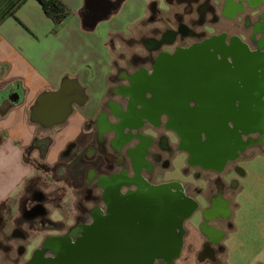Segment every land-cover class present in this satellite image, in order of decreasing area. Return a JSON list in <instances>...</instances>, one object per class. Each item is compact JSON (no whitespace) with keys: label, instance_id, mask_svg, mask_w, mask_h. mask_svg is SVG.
Wrapping results in <instances>:
<instances>
[{"label":"crops","instance_id":"obj_1","mask_svg":"<svg viewBox=\"0 0 264 264\" xmlns=\"http://www.w3.org/2000/svg\"><path fill=\"white\" fill-rule=\"evenodd\" d=\"M23 1L0 0V206L5 203L0 209V264H4L7 250L11 255L16 247L14 241L8 240L14 225L3 223L4 214L11 212L6 206L24 183L36 175L34 167L24 160V149L36 136L50 137L51 144L44 153L33 150L31 157L48 166L60 164L59 171L68 176H73L66 166L72 156L87 162L101 156L113 165L111 168L119 170V163L130 160L141 140H147L148 147L158 142L166 148L177 146L169 134H176L172 128L144 129L139 137L123 141L127 128L120 133L113 128L103 129L100 120L107 126L119 120L117 110L122 114L130 112L127 90L136 77H149L153 72V62L144 58L161 52L173 54L180 45L173 42L174 36L182 30L227 31L245 40L256 23L262 29L257 38L262 40L264 36L263 20L259 19L264 0H60L70 14L58 27L37 0ZM163 38L170 41L162 42ZM226 61L233 64L232 58ZM65 78L82 86L85 102L75 106L62 124L47 128L34 122L31 108L36 98L57 90ZM188 79L195 80L193 76ZM17 91L20 97H12ZM140 107L137 104L135 110ZM160 117L167 119L166 114ZM99 136L103 138L102 146ZM84 169L82 174L90 178L86 180L89 183L96 179L97 184L99 177L106 174L90 164ZM128 174L134 175L132 169ZM206 191L214 196L206 206L196 208L201 212L199 226L191 228L189 240L187 229L174 264H264V244L259 252L247 256L244 252L231 253L227 245L231 240L227 235L232 227V188L218 190L211 184ZM215 198L223 201L225 213L216 208ZM233 241H238L236 236Z\"/></svg>","mask_w":264,"mask_h":264},{"label":"water","instance_id":"obj_2","mask_svg":"<svg viewBox=\"0 0 264 264\" xmlns=\"http://www.w3.org/2000/svg\"><path fill=\"white\" fill-rule=\"evenodd\" d=\"M254 51L238 38L226 41L221 35L211 36L199 45L178 49L173 54H162L154 74L150 77L139 75L127 91L133 94L134 102L143 105L141 113L168 116V123L181 138L182 148L189 153V161L221 168L235 154L233 151L243 144L229 142L235 133L241 137V132L251 128L264 129L261 103L256 104L258 98L261 102L260 96L264 92V77L257 75L259 70L264 69V54L258 56ZM227 58H232L233 64H229ZM226 68L239 70L236 78H232L233 85L226 81ZM189 76L195 80L188 79ZM145 92H150L152 96L145 97ZM20 95L17 91L11 96L19 98ZM220 97L224 104L221 111L212 107ZM190 99L205 100L210 109L200 107L194 112L187 104ZM85 100L82 86L74 79L65 78L57 90L39 94L31 108V118L47 128L62 124L74 107L82 105ZM235 101L240 104L238 109L232 107ZM218 118L234 124L228 126L229 132H221V123L215 126L216 133H224L218 136V140L224 139L225 144L212 145L211 148L196 147L194 136H200L196 129ZM122 179L123 175H116L101 181L104 200L110 198L113 189L117 192ZM141 184L144 186L145 182ZM174 186L180 185L174 183ZM126 195L131 201L128 210L124 213L121 208H116L115 216L118 222L124 215L128 216L131 221L128 227L130 235L122 236L121 224H117L116 234H111L108 219L97 216L92 226L82 228L80 236L86 238L75 244L62 242V264H174L183 243L184 221L196 210V200L179 192L173 212L169 197L165 210L158 211L157 192L154 195L131 193L130 197V193L116 194L115 199L111 197L110 200L119 205ZM168 225L175 229L171 245L167 244L171 240V233L166 230ZM166 247L172 249L164 256L150 253L152 249Z\"/></svg>","mask_w":264,"mask_h":264},{"label":"flooded vegetation","instance_id":"obj_3","mask_svg":"<svg viewBox=\"0 0 264 264\" xmlns=\"http://www.w3.org/2000/svg\"><path fill=\"white\" fill-rule=\"evenodd\" d=\"M262 30L259 26H257L256 23L252 25V32L249 34V36H245V40L237 36L236 34L232 33L229 34L227 31H220L219 33H209V32H196L194 30L186 32L182 30L180 34H175V41L180 44L175 48L173 51L176 52L178 49L184 48L183 46L185 44H188V47L199 45L207 38H210L211 36L215 35H221L223 36L226 41H229L232 38H238L242 41H244L250 49L258 50L261 44V40H259L258 32ZM262 35V34H261ZM264 37V36H263ZM169 39V38H168ZM166 40L163 38L162 42H167L170 40ZM162 46V45H161ZM186 46V47H187ZM158 52V50H156ZM164 53H159L157 56H153V54H148L144 59L149 60L153 62V72L151 75L154 74V68L157 64V61L159 57ZM219 56V55H218ZM140 59V57H135ZM150 75V76H151ZM149 76V77H150ZM146 93V92H145ZM128 98L126 105L130 106V103H132V107H129V113H120L118 110L117 115H119V120L114 121L113 124H107L105 127L107 129H114L117 133L122 132L125 128H127V131L125 132V140L128 141L134 137H139L141 130L144 129H150L152 131H158L160 129H167L172 128V126L168 123V116L165 121L161 119V115H153V114H143L141 113V110L143 109V105L138 102H134L133 94L129 93L127 91ZM206 94V93H205ZM152 94L149 92V96H145L147 98L151 97ZM261 98V109L263 111L262 120L264 123V92L260 96ZM205 101V100H204ZM204 101L196 100V99H190L188 101V107L190 110L194 111L198 108L203 109H210L208 104H206ZM140 104L141 107L139 110L136 109V105ZM213 109H217L221 111V109L224 107V104H222L221 97L218 98V103L214 106H212ZM233 108L238 109L240 107V104H238L237 101L232 105ZM135 110V111H134ZM101 122V120H100ZM230 126H234L233 123H229ZM174 129V128H172ZM176 132V130H174ZM177 133V132H176ZM241 139H242V146L240 148H237L235 150V154L230 156L225 163L221 166V168H216L214 166H203L200 163H194L189 161V165L195 169H201L203 171L212 172L214 174V178L209 179V177L203 176L199 171L196 173L197 179L201 181L204 184V187L201 186H194V191L196 197H193L188 192L189 187L183 185L182 183H179V187L174 186L173 182H170L168 184H165L167 187V194L170 198L171 202V211L173 212L175 210V200L177 197V194L181 192L184 196L191 197L192 199L196 200V198L199 199H207L210 200L214 196L213 194H206L204 192V189L208 183V181H211V184H213L218 190L221 189H227L229 188V184L226 181V177L229 175L230 172H233V170L239 172V174H244V171L237 165L238 160L243 158L246 154V152L253 147H261L264 146V129L260 128H251L249 131L243 133L241 132ZM147 140H141V144L139 145L138 150L135 152H131L130 154V160L127 162L126 160L119 163V170H115L114 168H111V170L106 173V176H115V175H123V179L120 182V185L116 189L117 192H115V189L112 190L111 194L109 195L110 198L112 197L113 200L116 197V194H129V197L131 196V193H149L151 195H154L157 191L156 188H159L160 185L158 181H156L155 177L157 175L161 174V171H157L156 167H162V170H164L166 167L169 166L171 154L173 152L178 151L182 146H169L165 147L161 142H158L157 145H149V142L147 143ZM146 149L145 155L143 154ZM116 155V154H114ZM123 159L124 156L120 155ZM106 164H110V162H106ZM112 167V166H111ZM132 169L133 176H129L128 172ZM141 171H145V174H142ZM104 177L101 175L99 177V181L96 186L100 187V194L99 196H95L94 200L92 202L91 207H84L81 206V214L79 217L76 218V221L73 225H71L64 233H62V215L61 218L53 219L50 216V212L47 210V208H44V203L47 199H49L48 195L43 194L42 192H37L35 190L31 191L30 198L35 201L31 206L25 207L23 213H22V221L26 224L28 230L27 232L25 230H22L23 226L21 220L15 219L14 227L12 230V236L17 237V239L21 240V243L16 245L15 250H13L14 254H8L10 251L7 250L6 255L3 257L6 260L2 261V263H10L15 264V262H22V264H62V236H70V243L75 244L77 243V237L81 235L82 228L90 227L92 226L97 219V216H105L110 225V231L111 234L115 235L117 232V224H121L122 227V236H128L130 235L129 226L131 224L130 219L128 216L124 215V218L122 221L118 222L115 216L116 208H121L124 213L129 208L130 200L127 198V195L124 196L122 204H116L113 203L110 198L107 200H104L103 197V187L101 186L100 179ZM145 182V185L143 186L141 183ZM163 186V185H161ZM232 186V185H231ZM230 186V187H231ZM227 187V188H226ZM92 188H88L86 191L89 193ZM88 197V194L86 198ZM196 200L197 208L200 206V200ZM216 208L221 211L222 213L226 212V206L224 205L223 201L221 199L215 198L214 199ZM216 211V210H215ZM195 212V211H194ZM193 212V213H194ZM225 215V214H224ZM192 216V214L190 215ZM189 216V217H190ZM188 217V218H189ZM187 218V219H188ZM186 219V220H187ZM121 220V219H120ZM185 220V221H186ZM185 221L183 225V236L182 239L184 240V237L187 234V228L185 226ZM140 227V225H138ZM137 227V228H138ZM170 228V230H169ZM48 231V230H55L57 231L56 234H49L47 233L44 237L43 236H35L36 233H40L42 231ZM167 233H171V240L167 242L168 245H171L175 236V229L171 225L169 227L166 226ZM209 231V234L211 236H216L214 232L211 230ZM29 232V233H28ZM30 232H33V235L30 234ZM144 230L141 229V233L143 234ZM35 233V235H34ZM58 239H55L57 238ZM143 236V235H142ZM43 237V238H42ZM40 238V241L38 242ZM35 245H33V242H35ZM39 244H38V243ZM32 243V244H31ZM183 245V243H182ZM31 246V247H30ZM183 246H181V249ZM171 247H166L162 249H152L150 250V253H152L155 256H164L167 253L171 251Z\"/></svg>","mask_w":264,"mask_h":264},{"label":"rangeland","instance_id":"obj_4","mask_svg":"<svg viewBox=\"0 0 264 264\" xmlns=\"http://www.w3.org/2000/svg\"><path fill=\"white\" fill-rule=\"evenodd\" d=\"M259 15V19L263 20L262 22L264 24V10H262ZM262 22H260V24ZM254 52H257L255 55L258 54V56L264 54V37L261 40L258 50ZM226 70V81H230L233 85L232 78H236V73H239V70L237 71L236 68H232L231 70L226 68L225 72ZM257 75L260 78L264 77V69L259 70ZM260 103V99L258 98L256 104ZM129 107H132V103H130ZM219 123H221V132H229L228 126L230 125L223 118H218L216 121L211 120L208 122V125L210 126L205 123L202 128L196 129V132H198L200 136H194L195 146L199 148L205 146L211 148L212 145L223 146L225 140L220 139L219 141L218 136L220 135L221 137L224 133L218 134L215 131V126ZM100 125L102 126L101 128L104 129L106 125L105 121L101 120ZM169 134L173 141L176 142L177 146H180L181 138L179 134H174L172 132H169ZM240 138L241 137L238 136V133H235L229 142L233 145L240 144L242 142V139ZM98 142L99 145L102 146L103 138L101 136L98 137ZM234 152L235 150L233 153ZM169 158V166L164 170H162V167H156L157 171H161V174L155 177L160 185L159 188H156L159 212L165 210V206L167 205L166 200L169 199L165 184L170 182L182 183L189 187L188 193L193 197H196L193 189L194 186L204 187V184L197 179L196 173L199 171L203 176L209 177V179L214 178L212 172L191 167L189 165V153L182 147L178 149V151L173 152ZM82 159L77 157L74 159V156H72L67 160V169L73 176H68L63 174L62 171V173L58 171L51 177L45 174L42 170L36 171V175L30 179L28 184L26 183V185L22 186L12 203L7 204L6 207L9 211L11 209V212L4 214L5 218L3 223H8L9 226H12L14 225L15 219L22 221V213L25 207H29L35 202L29 197L31 191L35 190L49 196V199L44 203V208H47L53 219L61 218L62 215V233H64L75 223L76 218L80 216V207H91L94 197L99 196L101 192L100 187L95 185L96 179L91 180L90 183L86 181L90 180V178L86 179L84 173L82 174L85 170L84 165H93L98 169V172L108 173L111 170L112 164L110 163L107 165L101 156H98L93 162H87L85 158ZM117 159L118 157L116 156L115 161L119 160ZM237 165L244 171V174L241 175L239 172L233 170V172H230L226 177V181L230 186L232 185L231 188L233 191L231 200L233 204L232 227L227 235L231 240L227 242V245L231 253L244 252L245 256H247L253 254V252H259L261 244H264V146L250 148L245 156L238 160ZM110 176L104 174V177H102L100 181H103L104 178ZM86 182L88 185H86ZM210 186L211 181H208L206 187L210 188ZM88 188H92L89 193L86 191ZM205 193L207 194L208 192L206 191ZM87 194L88 197L86 198ZM198 199L199 198H196V200ZM199 200L201 206L204 207L207 205V199ZM200 218L201 212L195 211L192 216L185 221L186 228L190 229V234L186 237L187 240H189L192 235L191 228L193 226H199ZM22 223L24 222L22 221ZM21 225L23 226L22 230L27 232L28 228L26 224L24 223ZM47 233L53 235L56 234L57 231L45 230L38 234L36 233V235L34 233V235L43 236ZM30 234L33 235V232H30ZM235 236L238 240L237 242L233 241ZM58 237L55 239H58ZM76 237L78 241L86 238V236ZM10 239L14 241L16 245L21 243V240L17 239L15 236H9L8 240ZM62 242L66 244L67 242L70 243V236H62ZM35 243L36 241L33 242V245H35ZM4 248L10 249V246L5 245ZM3 260L5 261L6 259L4 258ZM15 264H22V262H15Z\"/></svg>","mask_w":264,"mask_h":264},{"label":"trees","instance_id":"obj_5","mask_svg":"<svg viewBox=\"0 0 264 264\" xmlns=\"http://www.w3.org/2000/svg\"><path fill=\"white\" fill-rule=\"evenodd\" d=\"M25 1V0H24ZM23 1V2H24ZM41 5L43 12L45 15L51 19L54 26H60L69 16L70 10L60 1V0H37ZM51 144L50 137H35L32 143L24 149V160L30 163L36 171H44L45 174L49 176H54L55 173L59 171L60 164H56L54 166H48L34 158L31 157V153L33 150H39L41 153H44ZM67 153L64 152V155ZM30 180H27L28 184ZM5 206V203H2L0 209Z\"/></svg>","mask_w":264,"mask_h":264}]
</instances>
